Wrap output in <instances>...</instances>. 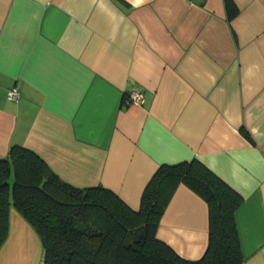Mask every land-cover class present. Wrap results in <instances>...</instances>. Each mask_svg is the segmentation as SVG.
I'll use <instances>...</instances> for the list:
<instances>
[{"label": "crops", "instance_id": "0c3cea01", "mask_svg": "<svg viewBox=\"0 0 264 264\" xmlns=\"http://www.w3.org/2000/svg\"><path fill=\"white\" fill-rule=\"evenodd\" d=\"M233 1L229 19L224 0H0V158L26 147L132 210L160 165L196 158L242 197L241 264H264V0ZM131 90L144 105L123 103ZM208 227L206 201L179 183L156 237L195 261ZM42 259L11 207L0 264Z\"/></svg>", "mask_w": 264, "mask_h": 264}, {"label": "trees", "instance_id": "16d2710c", "mask_svg": "<svg viewBox=\"0 0 264 264\" xmlns=\"http://www.w3.org/2000/svg\"><path fill=\"white\" fill-rule=\"evenodd\" d=\"M229 19L237 12L224 0ZM179 183L208 206V245L195 261L181 258L156 237L161 214ZM241 195L193 158L162 164L132 210L111 190L62 180L34 151L12 145L0 158V247L13 207L37 232L42 264H241L234 211Z\"/></svg>", "mask_w": 264, "mask_h": 264}, {"label": "built area", "instance_id": "2783aa9c", "mask_svg": "<svg viewBox=\"0 0 264 264\" xmlns=\"http://www.w3.org/2000/svg\"><path fill=\"white\" fill-rule=\"evenodd\" d=\"M19 97V90L17 87H12L7 92V98L10 100H15ZM146 102V97L142 91L131 90L129 93L125 94L123 98V103L125 104H135L144 105Z\"/></svg>", "mask_w": 264, "mask_h": 264}]
</instances>
